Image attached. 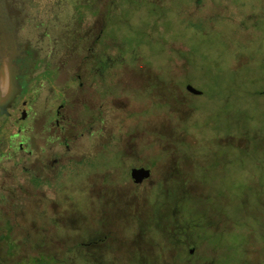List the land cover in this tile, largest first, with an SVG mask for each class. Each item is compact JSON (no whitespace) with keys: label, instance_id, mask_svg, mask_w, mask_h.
<instances>
[{"label":"rangeland","instance_id":"rangeland-1","mask_svg":"<svg viewBox=\"0 0 264 264\" xmlns=\"http://www.w3.org/2000/svg\"><path fill=\"white\" fill-rule=\"evenodd\" d=\"M62 1L84 85L68 133L27 126L24 165L3 146L0 264H264V0H99L95 83L99 17ZM0 121L1 147L17 127Z\"/></svg>","mask_w":264,"mask_h":264},{"label":"flooded vegetation","instance_id":"flooded-vegetation-1","mask_svg":"<svg viewBox=\"0 0 264 264\" xmlns=\"http://www.w3.org/2000/svg\"><path fill=\"white\" fill-rule=\"evenodd\" d=\"M69 1L74 2L66 0L67 14H69ZM61 3L64 1L0 0V103L9 99L11 81L16 84L17 90L7 109L8 114L2 115L0 110V120H13V125L17 127L16 132L7 137L6 145L0 147V157L3 156V146H5L7 156L17 158L18 164L21 161L24 165L26 159L33 154L25 148L24 131L27 126H32L33 129V126L38 125L39 120H42L40 136L45 132L48 133L51 130L50 126L55 129L58 126L62 133H68L69 99H72V90H76L77 87L82 89L84 85L81 74L69 73L72 68L68 57L69 51L73 52L69 47L72 33L69 36V16L66 25L59 23L64 12L59 10ZM96 3L100 5L102 1L86 0V3L80 2L78 5L87 8L93 18L99 17L101 24L96 29L92 25L87 28V31H90L88 40L90 45L82 62H89L86 75L90 83H95L96 79L101 80L103 68L100 15L102 10L104 11V5L102 3L101 10L97 9ZM45 99L49 101L48 104L53 102L56 107L42 111L41 108L39 111L33 108L35 102L43 103ZM48 117H51L50 122L47 121ZM28 120L29 123L24 125ZM56 140L54 142L58 144L57 146L67 148L63 152L48 150L56 158L52 165H55V162L65 154H69V139L64 144ZM45 151L46 149L42 148L40 153ZM38 158L41 159L43 156L40 154ZM49 158L51 162V156Z\"/></svg>","mask_w":264,"mask_h":264},{"label":"water","instance_id":"water-1","mask_svg":"<svg viewBox=\"0 0 264 264\" xmlns=\"http://www.w3.org/2000/svg\"><path fill=\"white\" fill-rule=\"evenodd\" d=\"M11 87H10V91H9V99H5V101H3L2 103H0V110H1V114H8L7 109L10 106L12 100L14 99V96L16 95V84H14L11 81ZM186 90L195 95H201V91L197 90L196 88H194L193 86H191L190 84H188L186 86ZM151 175V172L149 169L144 168V167H138V168H133L131 170V179L133 181V183L135 184H142L145 180H147ZM192 252V251H191Z\"/></svg>","mask_w":264,"mask_h":264}]
</instances>
